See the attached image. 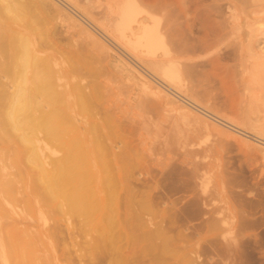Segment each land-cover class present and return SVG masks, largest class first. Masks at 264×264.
Instances as JSON below:
<instances>
[{"label":"rangeland","instance_id":"1","mask_svg":"<svg viewBox=\"0 0 264 264\" xmlns=\"http://www.w3.org/2000/svg\"><path fill=\"white\" fill-rule=\"evenodd\" d=\"M25 1L37 27L55 33L63 70L82 76L70 79L80 87L65 108L76 126L60 110L67 136L34 141L47 162L80 159L64 193L85 187L98 202L116 171L124 175L121 198L131 188L146 201L138 224L133 216L121 225L133 264H156L155 252L143 254L155 231L181 239L159 247L165 264H264V0ZM124 4L135 23L122 33ZM143 26L158 34L152 53L134 44ZM157 61L170 82L155 73ZM27 155L18 139H0V183H14L11 194L0 191V264H17L13 243L24 247L23 264H109L104 242L115 226L44 203Z\"/></svg>","mask_w":264,"mask_h":264},{"label":"bare ground","instance_id":"2","mask_svg":"<svg viewBox=\"0 0 264 264\" xmlns=\"http://www.w3.org/2000/svg\"><path fill=\"white\" fill-rule=\"evenodd\" d=\"M67 1L70 4L75 5L74 0ZM124 2L125 1H123L122 4ZM78 3H81L80 0ZM70 4L66 3L65 5L68 6ZM127 7V4H124L122 7L120 5L118 9L119 13H117L119 16V18H117L119 24H117L116 27L118 28L117 30L122 33H124L125 30H130L131 25L135 23V19H132L134 20L132 23L129 22L131 19L127 16L129 15ZM149 9L151 10V8ZM31 13L32 8L30 2L25 0H0V139H5L7 141L14 138L18 139L19 144L21 145V152H28V157L26 158L29 159H27V161L31 165L33 164L37 171L34 184L39 189L41 199H44V203H47L50 207L56 208V210H63L64 215L67 211H74V213L85 219L97 220L99 224L101 223V228L115 226V232L112 234L110 233L109 237L108 234V240L104 242L105 249L109 251L106 253L107 261L109 264H133L136 253L130 251L129 248L124 245V237H128L129 234L121 225L124 222L127 223L131 217L136 216L138 214L137 209L144 206L146 201L137 199L138 195L135 192H132L131 188H127L126 195L121 198V191L123 190L121 184L124 183V175L120 174L118 170L116 171L117 181L115 183L110 182L112 180L108 181L109 184L106 187L109 190L105 193L106 195L104 194L98 199V202L94 201V197L91 191L89 192L88 188H83L81 186L76 187L72 194H65V187L68 185L75 186L77 181L75 174L76 166L78 164L77 161H80V159L74 161L72 157H70L71 152L69 153V151H67L70 154L69 156L65 155L63 158L55 159L53 162H47V157L42 154L43 149L34 145V141L35 139H38L37 137L39 135H41L42 138L55 140L60 136H62L61 138H64L63 135L67 136V133L60 128L58 123L61 116V114H59L60 110H64L63 115L71 121L73 126H76L73 117L67 112L69 108H65L69 99H73L71 96L75 87L78 88V91L80 87L77 86L78 84L71 86L69 81L71 82L72 80L70 79H73L74 75H76V77L80 78L79 80H82V76L70 68L63 70L64 60L58 55L57 51L54 50L55 33L44 27H37V19L29 17ZM72 19L73 18L70 16L67 17V15H63L62 22H68L66 26L68 29L74 27L75 21ZM101 21L103 20L101 19ZM107 23L109 24L108 21ZM157 35L158 34H156L152 28L143 26L140 29V32L134 35L136 36L134 44H138L139 46H142V49L146 48L148 52L152 53V51L156 49V42L158 40ZM86 36L93 43H98V41L87 32ZM171 48L174 49V47ZM153 56L154 55L152 54V57ZM152 64L155 66V73L163 78L164 81L166 80L170 82V76L164 68V64L158 61L152 62ZM69 73L72 77H67V74ZM84 85L83 87H85ZM80 90L86 91V88H80ZM83 91H81V93ZM85 94L86 97H84V95L81 97L84 102L80 99L82 103H84V106H86L84 98H87V93ZM87 102L89 106L94 104L93 102L90 105L91 101L89 100H87ZM81 106L83 105L81 104ZM95 107L96 106L93 107V110ZM192 107L194 108V105ZM203 114L206 115L205 113ZM206 116L208 117V115ZM82 120L85 121L84 119ZM73 132L74 131L71 130L69 134H72ZM95 133L97 132L95 131ZM77 136L79 139H89L87 133L78 134ZM91 137L93 138L94 136ZM54 143L57 144L58 142ZM69 150L71 151L72 147ZM72 151H74V149ZM111 172L113 171L111 170L110 173ZM109 185L110 188L108 187ZM13 188L14 183L12 182H6L5 184L0 183V191L7 195L11 194ZM62 199L63 201H60ZM38 201L40 204L41 201ZM97 203L104 205L102 209H99L100 211L96 208ZM140 211L141 210H139V212ZM135 219L138 220L140 217L137 219L136 216ZM136 222L138 224L139 220ZM133 225L134 224H132V226ZM132 226L131 228L136 225ZM104 229L101 231L105 234L107 229ZM159 229L160 228L158 227V230ZM158 232L159 231H155V233L146 234L147 236H145L144 239L145 242L148 243L147 246L143 248V254L147 252L149 254L155 252L153 256L156 259V264H165L162 258H164V254L167 253L162 250L158 252V249L161 245H167L169 248L171 242L174 244V241L178 240V237L177 239L174 238L175 240L173 241L170 236L168 237V232L165 234L162 232L159 233V235H163L162 242L159 244H153L151 241L156 234L158 235ZM129 233H131V231ZM134 233L131 234L134 235ZM134 236L137 238L138 235ZM158 236L156 237L158 238ZM138 238L140 239V236H138ZM135 240L139 241L138 239ZM13 244L12 247L18 261L17 264H23L25 261L23 254L24 247L18 243ZM178 246L179 245H177V247ZM166 250L168 249L166 248Z\"/></svg>","mask_w":264,"mask_h":264}]
</instances>
